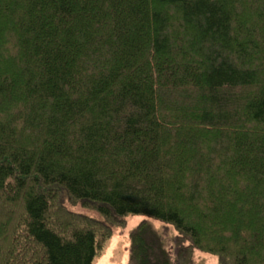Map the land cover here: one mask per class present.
Instances as JSON below:
<instances>
[{"label":"trees","instance_id":"1","mask_svg":"<svg viewBox=\"0 0 264 264\" xmlns=\"http://www.w3.org/2000/svg\"><path fill=\"white\" fill-rule=\"evenodd\" d=\"M66 203L96 212L94 219ZM264 264V0H0V264Z\"/></svg>","mask_w":264,"mask_h":264},{"label":"rangeland","instance_id":"2","mask_svg":"<svg viewBox=\"0 0 264 264\" xmlns=\"http://www.w3.org/2000/svg\"><path fill=\"white\" fill-rule=\"evenodd\" d=\"M66 207L71 212L99 219L96 212L84 209L80 205L66 203ZM145 222L149 223L153 230L162 237L171 258L180 250L181 244H185L180 243L182 240L179 239L178 233L173 226L144 216H129L124 219L115 220V224L111 226V239L108 240L101 255L95 260L94 264H129L131 234L141 223ZM192 257L194 264H219L217 256L198 250L192 251Z\"/></svg>","mask_w":264,"mask_h":264}]
</instances>
